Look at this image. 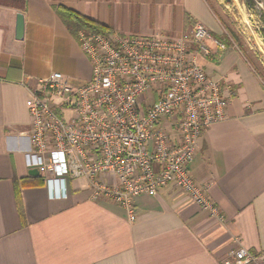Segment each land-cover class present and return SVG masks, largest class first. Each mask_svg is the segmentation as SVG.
<instances>
[{"label": "crops", "instance_id": "1", "mask_svg": "<svg viewBox=\"0 0 264 264\" xmlns=\"http://www.w3.org/2000/svg\"><path fill=\"white\" fill-rule=\"evenodd\" d=\"M64 9L142 35L176 36L201 22L226 41L225 49L198 55L232 97L227 117L202 135L190 164L198 182L210 183L223 221L174 184L136 197L131 221L117 203L93 200L84 179L72 180L67 198L52 199L45 179L29 177L30 89L53 71L74 82L91 76ZM240 246L264 255V81L221 37L207 0H0V264H225Z\"/></svg>", "mask_w": 264, "mask_h": 264}, {"label": "built area", "instance_id": "2", "mask_svg": "<svg viewBox=\"0 0 264 264\" xmlns=\"http://www.w3.org/2000/svg\"><path fill=\"white\" fill-rule=\"evenodd\" d=\"M77 40L90 78L74 82L53 71L30 89L27 164L43 175L50 197L67 198L69 180L84 179L93 200L117 203L133 221L136 197L174 184L223 221L210 183L198 182L190 164L202 135L227 117L232 97L198 55L225 49L226 41L199 22L180 36L80 30ZM232 255L225 264L264 258L243 246Z\"/></svg>", "mask_w": 264, "mask_h": 264}, {"label": "rangeland", "instance_id": "3", "mask_svg": "<svg viewBox=\"0 0 264 264\" xmlns=\"http://www.w3.org/2000/svg\"><path fill=\"white\" fill-rule=\"evenodd\" d=\"M207 2L219 20L221 37L229 40L230 45L247 56L264 81V0H207ZM195 24L186 32H191ZM180 35L182 34L176 36ZM71 182L72 180H69V187Z\"/></svg>", "mask_w": 264, "mask_h": 264}, {"label": "trees", "instance_id": "4", "mask_svg": "<svg viewBox=\"0 0 264 264\" xmlns=\"http://www.w3.org/2000/svg\"><path fill=\"white\" fill-rule=\"evenodd\" d=\"M65 12L62 13V19L65 22L68 29L76 37L80 30L96 31V32H110L112 29L108 26L100 24L98 21L92 20L82 14L76 13L70 9H64ZM235 35V34H234ZM227 40V39H226ZM229 40H227L228 42ZM31 179H35L34 183L43 184L44 178L42 176H29ZM23 181V180H21ZM17 190L19 191V182L17 181Z\"/></svg>", "mask_w": 264, "mask_h": 264}, {"label": "water", "instance_id": "5", "mask_svg": "<svg viewBox=\"0 0 264 264\" xmlns=\"http://www.w3.org/2000/svg\"><path fill=\"white\" fill-rule=\"evenodd\" d=\"M24 33V15L22 13H19L17 16V28H16V37L18 39L22 38ZM30 175L37 176L39 175V170L37 168H34L29 171Z\"/></svg>", "mask_w": 264, "mask_h": 264}]
</instances>
